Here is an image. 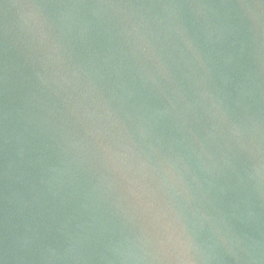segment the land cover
Segmentation results:
<instances>
[{
	"label": "water",
	"instance_id": "95a60500",
	"mask_svg": "<svg viewBox=\"0 0 264 264\" xmlns=\"http://www.w3.org/2000/svg\"><path fill=\"white\" fill-rule=\"evenodd\" d=\"M0 264H264V0H0Z\"/></svg>",
	"mask_w": 264,
	"mask_h": 264
}]
</instances>
